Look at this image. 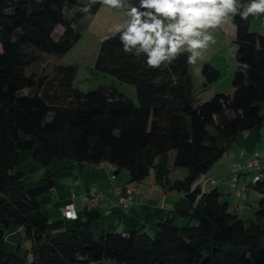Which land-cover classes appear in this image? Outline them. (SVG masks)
Returning a JSON list of instances; mask_svg holds the SVG:
<instances>
[{"label":"trees","instance_id":"16d2710c","mask_svg":"<svg viewBox=\"0 0 264 264\" xmlns=\"http://www.w3.org/2000/svg\"><path fill=\"white\" fill-rule=\"evenodd\" d=\"M82 3L0 0V264H264V197L243 220L216 189L192 188L238 134L264 125V35L249 29L252 16L231 21L238 62L232 93L206 101L194 98L188 53L168 67L149 69L143 58L123 53L119 34L103 39L93 70L133 85L134 102L111 85L80 91L76 65H54L51 76L26 73L38 61L34 51L61 55L77 42L74 22L84 19L77 11ZM200 73L205 86L220 76L208 63ZM172 152V168L186 173L181 180H169ZM26 153L43 168L56 160L108 163L115 175L127 171L131 182L152 172L166 192L184 193V222L158 221L152 235L121 232L100 228L99 212L88 209L81 220H64L75 223L64 229L62 222H50L40 204L54 189V177L47 173L26 183L20 167ZM252 187L264 194V180ZM9 228L29 245L11 246Z\"/></svg>","mask_w":264,"mask_h":264},{"label":"crops","instance_id":"0c3cea01","mask_svg":"<svg viewBox=\"0 0 264 264\" xmlns=\"http://www.w3.org/2000/svg\"><path fill=\"white\" fill-rule=\"evenodd\" d=\"M217 30L219 31L217 32L219 39L226 43L221 44V49H233V45H236L237 51L235 25L232 22L227 23ZM233 42L235 44H232ZM211 46L210 49L212 50ZM235 59L237 62L236 54ZM222 60L219 61L220 63H212L211 59L204 61V63L210 64L219 71L220 76L215 82L207 86L204 85L205 87H214V90H216L214 92L217 93L227 87L232 90V77L238 68V62L236 67L231 69L226 57ZM226 81L229 82L226 83ZM222 82H224V87H220ZM254 154L259 156L261 162L260 170L264 172V125L258 130L252 129L238 134L232 147L222 155L206 174L201 175L197 179L192 188L198 185L204 192L216 189L221 194L220 200L227 203L231 213L243 220L251 218L257 208L259 199L264 197V194L252 187V180L256 175V171L239 172L237 187H246V191L241 195L235 193V189L229 185V181L232 176V165H242ZM23 161L25 164L33 161L31 154H24ZM172 161L173 152L170 153L168 163L170 168L169 180L183 179L186 174L185 170L182 168L173 169ZM22 163L20 164L21 169ZM104 164L56 160L45 168L40 166L31 167L33 172L40 174L41 178L47 173L52 174L54 177V189L40 197L41 209L47 213L50 222H62L64 229H69L75 224L63 220L61 208L65 204H73L80 216V220L85 210L96 209L100 214V219L98 220L100 228L113 226L121 232L133 229L152 235L156 232V223L158 221L171 218L174 222L180 224L184 222V219L179 216L180 212L188 211V203L183 192H166L163 187L155 183L152 172L140 182H131L127 171H121L116 175L114 181H110L108 177L110 172L104 170ZM117 184L133 190V202L127 208L119 207L117 199L112 193V187ZM93 188L101 193L95 206L82 200V197L88 195ZM10 230H12V234L15 233L13 228H9L8 232Z\"/></svg>","mask_w":264,"mask_h":264},{"label":"clouds","instance_id":"9594fccd","mask_svg":"<svg viewBox=\"0 0 264 264\" xmlns=\"http://www.w3.org/2000/svg\"><path fill=\"white\" fill-rule=\"evenodd\" d=\"M97 3L126 9V19L112 31L123 53L143 58L149 69L168 67L183 53L194 65L216 43L214 31L233 17L264 16V0H83L77 11L87 17Z\"/></svg>","mask_w":264,"mask_h":264},{"label":"rangeland","instance_id":"374dc122","mask_svg":"<svg viewBox=\"0 0 264 264\" xmlns=\"http://www.w3.org/2000/svg\"><path fill=\"white\" fill-rule=\"evenodd\" d=\"M125 19L126 9L108 8L107 6L102 5L95 14H90L87 17H84V19L74 22V28L77 29V32L80 33V37L66 53L54 56L34 51V53L38 55V61L31 64L27 68L26 73H33L39 77L51 76L52 68L54 65H76L78 71L76 74V79L74 81V86L77 87L80 91L87 92L89 90L97 89L100 85H111L117 88L119 91L123 92L128 98L135 102L136 93L133 85L122 83L110 75L95 73L93 70V63L95 61V57L97 55L101 41L113 35V26L117 23L123 22ZM249 29L251 31L264 34V16H252L249 22ZM217 32L219 31L216 29L213 33L216 43L211 46L212 50L209 48L208 51L204 54L203 59L198 60L194 65H189V73L193 83V95L197 100L206 101L217 93L214 92L216 91L214 90V87L204 86V78L200 73L201 66L203 65L204 61H206L207 59H211L213 61L212 63H220L219 61H223L222 59L226 57V60L228 61L231 69H233L237 65L235 59L236 45H233V49H221V44L226 43L223 40L219 39L220 37ZM59 35L60 29L56 28L53 34L54 39H57ZM232 44L235 43L233 42ZM228 82L229 81H226V83ZM220 87H224V82L221 83ZM227 89L228 87L224 88L223 90H219V92L231 93V88L228 90ZM27 92L28 90L22 91L23 94H26ZM22 164V169L26 174V183L35 182L41 178L40 174L33 172V168H31L34 166L35 168L36 166H40L37 162L29 161L25 164V162L23 161ZM11 231L12 230H10L7 235V241L11 246L21 245L22 248H26L29 245L28 240L21 238L15 233L12 234ZM105 264L114 263L110 260H106Z\"/></svg>","mask_w":264,"mask_h":264},{"label":"built area","instance_id":"2783aa9c","mask_svg":"<svg viewBox=\"0 0 264 264\" xmlns=\"http://www.w3.org/2000/svg\"><path fill=\"white\" fill-rule=\"evenodd\" d=\"M261 162L260 158L257 154L252 155L250 158H248L242 165L240 164H234L232 165V176L229 181V185L235 189V193L237 195H241L246 191V187L242 186L241 188L237 187V180H238V174L240 171H256V175L254 176L252 180V184L256 183L259 180H264V172L260 170ZM103 168L106 172H110L108 177L110 181L115 180V173L114 169L115 167L111 164L105 163L103 165ZM112 193L117 199V204L121 208H127L129 207L133 202V190L131 188H128L126 186L122 185H114L112 187ZM101 196V193L98 192L96 189H92L88 195H85L82 197V200L84 202H90L92 206H95L99 198ZM61 214L63 217V220L65 221H75L78 219V213L73 204H65L61 208Z\"/></svg>","mask_w":264,"mask_h":264}]
</instances>
